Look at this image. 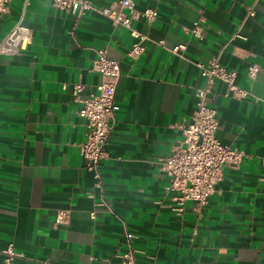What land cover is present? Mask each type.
Returning a JSON list of instances; mask_svg holds the SVG:
<instances>
[{"label":"crops","instance_id":"crops-1","mask_svg":"<svg viewBox=\"0 0 264 264\" xmlns=\"http://www.w3.org/2000/svg\"><path fill=\"white\" fill-rule=\"evenodd\" d=\"M133 2L157 11L152 23L133 22L146 36L135 60L130 31L92 10L76 19L51 0H10L0 15V40L20 17L32 29L26 50L0 54V264L9 243L12 264H119L125 232L137 264H264V0ZM195 21L201 38L189 32ZM179 44L183 57L171 51ZM101 48L121 74L99 188L80 154L87 129L72 86L83 85L79 98L95 92ZM214 56L247 91L234 98L216 80L208 97L217 139L244 158L222 166L215 192L197 206L166 189L159 162L183 146L179 125L203 84L195 63ZM251 65L259 67L254 77Z\"/></svg>","mask_w":264,"mask_h":264},{"label":"built area","instance_id":"built-area-1","mask_svg":"<svg viewBox=\"0 0 264 264\" xmlns=\"http://www.w3.org/2000/svg\"><path fill=\"white\" fill-rule=\"evenodd\" d=\"M10 0H0V15L7 12ZM53 6L71 13L76 19L85 12L92 10L106 17L112 25L121 26L130 31L133 42L127 56L135 60L145 49L146 36L139 32L133 22L145 18L152 23L157 17V11L152 8L136 9L133 0H115L107 6H96L91 0H51ZM252 7L247 8L246 17L254 15ZM189 32L197 37H202V26L198 21L193 22ZM234 36L241 37L238 32ZM32 41V29L24 25L21 17L0 40V54L14 55L27 49ZM184 45L179 44L172 48V52L183 57ZM203 84L195 91V108L188 122L180 124L183 146L176 148L172 153L159 162V169L164 172L169 181L167 190L177 193L176 200L183 203L186 200L194 202L197 206L207 203L209 197L215 192L217 184L222 180V166L237 167L244 158L243 152L222 144L216 137L218 117L216 109L210 105L208 97L212 92L214 82L219 80L224 83L226 94L234 98H244L247 91L236 83L237 72L226 68L214 56L205 62L195 63ZM92 70L101 76L95 92L79 98L83 85L75 83L72 93L79 102L77 114L83 118L86 125V138L80 144V154L84 166L94 178V185L102 187L100 162L106 156L105 146L115 121V90L120 78L119 61L108 55L105 48L96 50L92 61ZM259 71L257 65L247 69V75L254 77ZM112 211L106 201L99 203ZM182 210V207L179 208ZM67 212L57 214V222H65ZM127 249L120 255L119 264H137L135 250L131 245L133 234L125 232ZM17 253L13 244L9 243L4 250L3 264H12Z\"/></svg>","mask_w":264,"mask_h":264}]
</instances>
